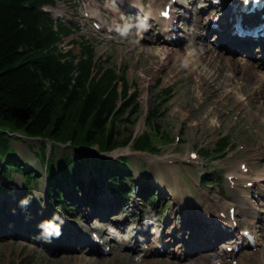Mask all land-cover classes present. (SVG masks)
<instances>
[{"label": "rangeland", "instance_id": "rangeland-1", "mask_svg": "<svg viewBox=\"0 0 264 264\" xmlns=\"http://www.w3.org/2000/svg\"><path fill=\"white\" fill-rule=\"evenodd\" d=\"M198 3L199 0H197L196 5L190 6L193 13V18L190 21L191 26L187 30V35L191 34L190 42H187L186 45L181 44L173 48L170 47L171 49L167 50L169 51V58L160 49L163 48L162 46L141 41L139 38L137 39V34L136 36L131 35L130 32L126 35L120 34L113 42L102 41V38L105 39V34L88 25L84 21L83 15L86 8L94 13H103L97 0L62 1L57 2L54 7L46 8L54 19L79 25L81 28L80 31L65 39L61 44L62 49L66 52L72 51L74 55H79L83 48L82 41L85 40L94 44L99 64L109 61L119 73L125 70L127 80L132 87L131 91L134 92L138 89L141 112L137 114L136 120L129 116V120L123 118L115 125L118 137H138L146 130L152 129L153 132L150 133V136H155V128L149 126V124L146 125V122L141 125V121H145L148 113L156 109L160 110L162 115L159 114V117L155 120V126L159 124L161 131L171 139L170 142L165 140L163 142L162 140L156 141L161 145V151L155 155L133 151L130 146L118 148L113 150L112 153H101L97 147L91 149L79 148L77 150L51 144V147L53 145L55 160L64 157L70 159L75 155L82 159L88 157V160L92 159L90 161H93L95 158H117L124 155L129 159L133 174L136 177L140 173L141 167L144 166L142 171L147 172L146 174L153 179L155 186L163 187L162 193H164L165 198H162L164 202L160 201L159 204L164 205H159V210L167 203L168 206L161 213H158L157 208L143 206L140 198L131 197L129 208L127 207L122 211L121 216L115 219V224L109 223L107 225L114 228L117 227L116 225L120 226L119 222L122 219H126L124 224L126 227H121L126 233L125 238L122 240V248L111 250L108 255L84 252L79 246L68 248L69 245L73 244L72 242H79V239L76 240L75 238L68 241L63 239V242L66 243L64 245L66 250H53L41 245L36 235L22 234L17 236V234L12 237L0 233V264H215L216 260L220 258L218 247L208 251L181 255V253H186L184 251L185 247L182 245L177 249H167L163 256L155 254L139 255L134 249H131L133 244L129 242L131 236L135 237L138 231L144 230L143 224L146 215H149L151 220L156 218L155 225L163 227L168 222V227L173 224V219L180 223V221L187 220L190 214L198 221L208 215L209 212L213 211L214 215L215 212H218V208L214 205H221L225 210L232 200L229 197L230 188L226 178L230 167L238 166L241 161H244L250 163L249 166L257 173L261 172L263 168L264 155L259 158H251L249 151L254 152L259 147L264 150V99L259 96L253 97L252 101L255 106L254 104L249 106L246 96L235 92L230 86L233 81L229 80L225 92H219L209 100L207 97L211 92L203 93L197 88V82L201 83V81L197 80V76L191 70L202 65L203 61L191 65L185 60L186 56L191 54L195 62V53L202 51L203 48H205L203 51L206 50V47L195 49L193 46L198 41L199 33L205 35L208 32L206 17L198 14ZM104 22H108V19H105ZM212 39L213 36L210 35L207 41L213 45L215 40ZM180 50L185 52V56L176 54ZM218 52L220 51H216L217 54ZM227 55L232 59L230 63L233 68H238V62L244 60L237 54L228 53ZM218 62L216 61V63ZM227 71L231 74L229 70ZM225 78L227 79V77ZM223 79L221 77L220 80ZM165 89H170L171 94L164 97V102L162 101L160 107H157L158 103L161 102L159 96ZM145 93L146 97L144 98ZM213 109H215L216 115H210ZM188 114L191 116L189 117ZM199 121H202L203 124L198 125ZM220 135L227 136L230 145L233 146L231 153L223 160L212 163L199 157L196 160L198 164H185L181 161L192 150L199 153L202 148L210 149L217 142ZM18 136L12 137L10 143L18 149L19 155L21 154L32 163H36V168L41 172V180L37 185L34 184V194L37 199L44 198L46 190L45 174H43L38 161L33 158L27 149L28 145L33 146L34 149L37 148L40 141L28 139L25 140V145H18L22 143V137ZM150 140L154 142L151 137ZM14 176L16 185L12 189L11 195L2 193L0 198L6 199L7 196L18 200L19 197H23L20 188L24 179L18 174H14ZM207 176H213L215 182H202L203 178ZM137 178L141 179L142 177L138 176ZM261 189H264V185L261 183L251 189L253 206L257 211L261 210L259 220L255 221L258 246L255 249H247L241 254L243 260L241 264H264V205H262L264 200L260 197ZM44 203H38L37 207L34 208V212L39 206L44 208V212H50L46 202ZM78 203L79 205H76V207H80L78 210L81 211L83 219L76 218L72 214H65L66 216L53 215L55 221H60L59 217L63 218L64 225H62V229L64 231L74 233L75 230L82 229L83 231L79 233L81 237L85 231L84 226L93 228V224H99V222L94 221V217L84 211L80 198ZM196 203L198 206L195 207ZM133 205L135 207L131 208L130 206ZM207 206H210L212 211H208ZM60 210L63 209H57V211ZM198 210L201 215L195 217ZM190 211L192 213H189ZM131 213L134 216L127 218ZM48 215L50 214L48 213ZM240 219L243 220V216H240ZM186 227V231L181 233V244L191 239V225L188 224ZM50 230L48 226H44L45 232L48 233ZM30 231L36 234L35 229ZM23 236L26 239L21 238ZM127 245L131 247L127 249ZM226 262L224 264H230Z\"/></svg>", "mask_w": 264, "mask_h": 264}, {"label": "trees", "instance_id": "trees-1", "mask_svg": "<svg viewBox=\"0 0 264 264\" xmlns=\"http://www.w3.org/2000/svg\"><path fill=\"white\" fill-rule=\"evenodd\" d=\"M56 1L0 0V189L3 179H10L14 171L27 181L39 177L10 148L9 133L21 132L73 148L113 150L131 140L119 138L115 125L129 116L136 120L141 112L139 92H130L125 74L97 66L94 48L84 44L80 56L60 48L73 28L55 22L42 10L43 5ZM154 122L150 126L156 128ZM156 132L162 134L159 124ZM133 145L138 150L154 149L148 133ZM226 145L222 140L218 151ZM43 154L46 157V152ZM46 161L51 199L58 202L64 198V185L80 187L81 160L62 158L56 162L50 155ZM111 164L126 172L121 168L126 162ZM106 166L104 160L92 163L94 172ZM112 188L122 190L124 183L116 180Z\"/></svg>", "mask_w": 264, "mask_h": 264}, {"label": "bare ground", "instance_id": "bare-ground-1", "mask_svg": "<svg viewBox=\"0 0 264 264\" xmlns=\"http://www.w3.org/2000/svg\"><path fill=\"white\" fill-rule=\"evenodd\" d=\"M188 0H182L183 4H188ZM209 18V16H208ZM166 29H163V31H165ZM153 43L159 42L160 38L157 39H151ZM205 41V38H204ZM161 42V41H160ZM199 43H203V42H199ZM160 48V47H157ZM163 52L164 55H168L167 58H169V51L165 50L164 48H160ZM167 49H169L167 47ZM198 49V48H197ZM205 48H203L204 50ZM202 50V51H203ZM202 51L196 52L195 56L198 57L199 60L203 61L205 66H198L196 68H194V70H192V72H194L195 74H197L199 80L201 81V83L197 82V88H199L201 91L205 92V91H210L212 92V95H210L208 97V99H212L214 98L220 91L223 90V87L226 86V82L228 81V79H225L226 81H221V83H219L217 81V79H215L216 75H219L221 77H226L229 79H233L235 76L237 77L234 89L237 91V93H241V92H251V94H249V96L247 97V100H249L250 95H256V96H262L264 98V71L261 69V67L259 66L257 60H254L252 62H239V68H233L230 65V61L232 60L230 57L225 56V55H218V56H214L212 54V48H208L206 49L204 52L206 53V55L203 54ZM177 55L179 56H185V52L180 50L176 52ZM211 56V58L209 59L207 56ZM217 57H219L221 59L220 63H217L216 65L215 60H217ZM253 57V56H252ZM188 61L193 62L192 58H189ZM214 65V66H213ZM212 70L214 71V73H212ZM229 70L231 72V74L227 73ZM247 71L250 72V75L245 79V75L243 73H246ZM239 72V73H236ZM226 74V75H225ZM243 76V79L241 80V76ZM248 88V89H247ZM146 97V93L144 94V98ZM204 103V102H203ZM183 112H185V110H183ZM210 115H216L215 114V109H213L210 113ZM191 115H189L190 117ZM203 122L199 121L198 125H202ZM142 125V124H141ZM255 154V153H254ZM256 155V154H255ZM253 156V155H251ZM241 164V163H240ZM239 166H233L231 168V172L229 173L230 175L234 176V183L233 185L230 183L229 185L231 186V191H230V197H232L235 201V203L239 206L243 212V215L246 217V224L247 225H254V220L258 219V215L259 212L257 210L253 209V203L251 201V197H250V191L246 188H244L243 182H244V177H251L252 176V170L251 168H248L246 173H243L239 170ZM250 181V180H247ZM264 192L261 191V196L263 197ZM228 210V208H227ZM222 211V210H221ZM227 228H230L233 226V221L229 220L228 218L225 219ZM239 224V222H238ZM248 229V227H245V230ZM109 231V230H106ZM94 232V231H93ZM83 241V240H82ZM118 243V239L116 237L115 241L113 242ZM106 244L107 241H106ZM104 244V245H106ZM157 245V244H155ZM107 246V245H106ZM151 248V247H150ZM152 251V249L143 247V249L139 250L138 252H142V251ZM146 252V253H147ZM145 254V253H144Z\"/></svg>", "mask_w": 264, "mask_h": 264}]
</instances>
